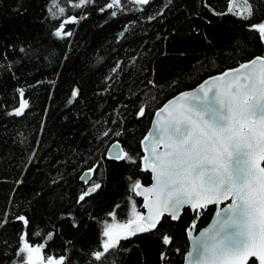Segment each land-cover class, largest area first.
Masks as SVG:
<instances>
[{
    "label": "trees",
    "instance_id": "16d2710c",
    "mask_svg": "<svg viewBox=\"0 0 264 264\" xmlns=\"http://www.w3.org/2000/svg\"><path fill=\"white\" fill-rule=\"evenodd\" d=\"M59 2L63 16L52 0H0V220L7 217L0 227V264H21L16 253L25 232L33 246L52 234L45 259L67 254V264H89L104 239V221L113 222L108 213L126 223L133 219V203L143 212L128 178L151 182L139 158L155 110L207 77L264 55V42L251 28L264 22V0H248L253 15L247 20L228 11L231 0L139 6L121 0L112 9L106 7L111 0L80 8L72 6L78 0ZM70 16L78 22L65 24L64 32L72 35L56 37ZM20 90L28 107L16 116ZM141 107L144 117H138ZM114 142L137 162L109 159ZM94 167L89 185L102 187L78 204L89 186L80 176ZM21 215L27 226L16 219ZM211 216L208 208L197 230ZM193 219L185 209L178 221L165 216L155 232L121 239L115 264H182ZM165 234L173 238L169 245L161 241Z\"/></svg>",
    "mask_w": 264,
    "mask_h": 264
},
{
    "label": "snow or ice",
    "instance_id": "6c2138e0",
    "mask_svg": "<svg viewBox=\"0 0 264 264\" xmlns=\"http://www.w3.org/2000/svg\"><path fill=\"white\" fill-rule=\"evenodd\" d=\"M90 2L78 0L72 6L80 8ZM131 2L139 6L149 4L150 0ZM231 2L236 3V0ZM52 3L63 16L66 8L60 6L59 0H52ZM243 3L246 9L235 14L247 20L253 15V7L248 0ZM120 5L121 0H111L106 7L112 9ZM228 11L233 12L231 6ZM49 12L57 18V12L51 8ZM116 14V11L111 13ZM76 22L75 16L67 17L54 35L61 39L70 37L71 32H64L65 24ZM251 28L264 42V22L253 24ZM19 94L21 102L13 113L16 116L22 115L28 107L23 90ZM77 95L78 89L73 90L72 99ZM144 116L145 108L141 107L138 117ZM141 143L145 153L139 158L142 170L151 171L154 183L151 187H143L139 180L128 179L136 194H151V203L145 195L149 214L145 217L138 213L135 203L132 205L135 219L126 223H116L115 212L108 213L113 223L104 221V239L99 249L91 252L89 264L93 261L115 264L112 254L120 250L121 239L155 232L165 216L178 221L185 208L195 214L186 229L191 242L187 264H249L253 259L264 264V56H255L237 68L211 77L195 91L183 92L167 101L156 111L152 130ZM118 148L119 144H113L107 157L137 162L136 157L122 148L115 151ZM96 171L95 167L88 169L81 179L87 182ZM101 187L100 183L91 184L79 195L77 203L85 202ZM209 205L216 206L214 218L209 227L194 235L197 220ZM220 205L225 206L221 208ZM16 219L25 226L29 223L23 215ZM5 223L7 217L0 220V227ZM73 226L79 227L75 222ZM27 236L25 232L20 237L23 244L16 253L21 264H67V254L58 258L48 255L46 259L42 255L47 240L52 239L51 233L47 240L35 246L28 242ZM161 241L169 245L173 238L165 234ZM165 259V254L161 253V260Z\"/></svg>",
    "mask_w": 264,
    "mask_h": 264
},
{
    "label": "water",
    "instance_id": "95a60500",
    "mask_svg": "<svg viewBox=\"0 0 264 264\" xmlns=\"http://www.w3.org/2000/svg\"><path fill=\"white\" fill-rule=\"evenodd\" d=\"M258 56H264V55H258ZM254 58V57H253ZM252 58V59H253ZM251 60V59H250ZM250 60H247V61H250ZM247 61H245V62H247ZM245 62H242V63H245ZM240 65V64H239ZM239 65H237V66H235V67H232V68H228V69H226V70H230V69H234V68H237ZM226 70H224V71H226ZM223 71V72H224ZM223 72H221V73H223ZM221 73H218V74H215V75H211V76H209V77H207L206 79H204L202 82H200L199 84H197L196 86H194V87H192V88H189V89H186V90H183V91H181V92H179V93H177V94H175L174 96H172L170 99H168L167 101H169V100H172V99H174L177 95H179V94H181V93H183V92H186V91H189V92H191V91H195L203 82H205V81H208V80H210V78L211 77H214V76H217V75H219V74H221ZM166 101V102H167ZM165 102V103H166ZM164 103V104H165ZM163 106V105H162ZM162 106H160L158 109H160ZM158 109H156L155 110V112H154V114H153V117H152V120H151V123H150V126H149V128H148V130H147V132L145 133V135H144V137L147 135V133L149 132V131H151L152 130V125H153V123H154V121H155V113H156V111L158 110ZM143 137V138H144ZM143 138H142V140H143ZM141 140V141H142ZM113 144H119V146H120V148H122L123 149V147L121 146V144L120 143H118V142H114V143H112L110 146H109V148H108V150H107V153H108V151H109V149L112 147V145ZM140 146H141V150H142V155H144L145 153L143 152V148H144V145L140 142ZM120 148H118V149H115V151H119L120 150ZM141 155V156H142ZM140 163H141V168H142V162L140 161ZM88 171V169L87 170H85L83 173H82V175L80 176V181H82L85 185H89L90 184V182L92 181V179H93V177H94V173L91 175V176H89L88 177V181L87 182H85L84 180H82L81 179V177L85 174V172H87ZM147 172H149L150 174H151V182L149 183V184H143V183H141L142 184V186L143 187H151V185L154 183V180H153V177H152V173H151V171L150 170H146ZM90 186V185H89ZM88 186V187H89ZM143 189H140L139 191H142ZM134 194H135V196L137 197V198H139V199H141V207L143 208V216H147L148 214H149V210H148V208L147 207H145V203H146V201H145V195H148L149 196V200L147 201L148 203H151V194H145V195H138V194H136L135 192H134ZM227 203V202H226ZM210 206V205H209ZM225 206V205H224ZM223 206V207H224ZM220 207L221 208H223L221 205H220ZM215 212H216V209H215V211L213 212V214H212V216H211V218H210V221L207 223V225H205V226H203L202 228H200L199 230H195V232H194V235H198L199 234V232L201 231V230H203V229H205V228H207V227H209V225L211 224V222H212V220H213V218H214V215H215ZM188 238V237H187ZM188 243H189V246H188V250L185 252V255H184V259H183V263L182 264H187V261H186V255H187V252L190 250V247H191V242H190V240L188 239ZM251 261V260H250ZM249 261V262H250ZM256 264H258V262L256 261Z\"/></svg>",
    "mask_w": 264,
    "mask_h": 264
},
{
    "label": "rangeland",
    "instance_id": "374dc122",
    "mask_svg": "<svg viewBox=\"0 0 264 264\" xmlns=\"http://www.w3.org/2000/svg\"><path fill=\"white\" fill-rule=\"evenodd\" d=\"M230 6L232 7L233 9V12L232 13H236L238 11H241V10H244L246 9V5L243 3V0H236V3H230ZM138 213H143V212H139L137 211ZM133 219H135V217H133ZM116 223H121V222H118V221H115ZM113 223V222H111ZM133 227H135V225H133ZM123 235V234H122ZM35 246V245H34ZM43 255V253H42Z\"/></svg>",
    "mask_w": 264,
    "mask_h": 264
},
{
    "label": "flooded vegetation",
    "instance_id": "af4514ba",
    "mask_svg": "<svg viewBox=\"0 0 264 264\" xmlns=\"http://www.w3.org/2000/svg\"><path fill=\"white\" fill-rule=\"evenodd\" d=\"M221 206L223 207L224 205H221ZM208 208L212 210V214H213V212H214L215 209H216V206H215V205H210ZM185 209H188V208H185ZM189 211H190L191 213H193L190 209H189ZM196 229H197V227H196Z\"/></svg>",
    "mask_w": 264,
    "mask_h": 264
},
{
    "label": "bare ground",
    "instance_id": "6f19581e",
    "mask_svg": "<svg viewBox=\"0 0 264 264\" xmlns=\"http://www.w3.org/2000/svg\"><path fill=\"white\" fill-rule=\"evenodd\" d=\"M2 155V154H1ZM207 225V224H206Z\"/></svg>",
    "mask_w": 264,
    "mask_h": 264
}]
</instances>
